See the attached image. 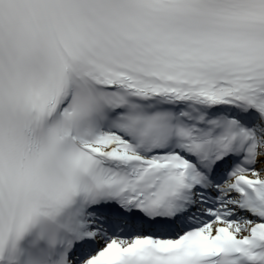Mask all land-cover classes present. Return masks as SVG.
<instances>
[{"label": "snow or ice", "instance_id": "1", "mask_svg": "<svg viewBox=\"0 0 264 264\" xmlns=\"http://www.w3.org/2000/svg\"><path fill=\"white\" fill-rule=\"evenodd\" d=\"M0 264H264V0H0Z\"/></svg>", "mask_w": 264, "mask_h": 264}]
</instances>
